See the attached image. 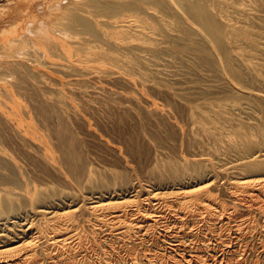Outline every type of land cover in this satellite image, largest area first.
Segmentation results:
<instances>
[{
    "label": "bare ground",
    "instance_id": "obj_1",
    "mask_svg": "<svg viewBox=\"0 0 264 264\" xmlns=\"http://www.w3.org/2000/svg\"><path fill=\"white\" fill-rule=\"evenodd\" d=\"M24 5L26 22L0 33V264H264L261 231L232 224L227 213L257 201L264 223V0ZM170 54L181 55L173 56L179 68L193 55L191 64L215 72L219 89L210 78L216 91L210 95L204 80L199 95L195 79L200 102L195 89L176 85L180 73L171 78L175 89L158 62ZM154 78L175 89L167 99L185 100V123L165 106L171 101L148 94ZM199 132L215 149L227 137L239 177L171 144L163 158L145 149V136L156 144L186 136L191 144ZM148 150L157 155L154 167L145 164L162 189L156 193L133 180L125 156ZM170 185L177 188L165 190Z\"/></svg>",
    "mask_w": 264,
    "mask_h": 264
},
{
    "label": "rangeland",
    "instance_id": "obj_2",
    "mask_svg": "<svg viewBox=\"0 0 264 264\" xmlns=\"http://www.w3.org/2000/svg\"><path fill=\"white\" fill-rule=\"evenodd\" d=\"M6 1L7 0H0V5L1 4H4V6H2L1 8H0V29H1V31H0V33L1 32H5V31H12V29L14 28V26H15V28L14 29H20V27L26 22V15L31 11V9H26V5H24V4H31V5H35V7L38 9V5H40L42 2H43V0H12L9 4H6ZM38 4V5H37ZM24 5V6H23ZM21 6V7H20ZM25 8V9H24ZM20 9H23V10H20ZM32 9H34V13H36V15L38 14L39 16H40V14H42L41 12H40V10H37V9H35V8H32ZM20 10V11H19ZM27 10V11H26ZM30 10V11H29ZM17 11H18V13H17ZM21 11H23V12H21ZM29 11V12H28ZM40 13H39V12ZM19 12H21L20 14H19ZM27 12V14H25ZM21 14H22V16H21ZM25 15V16H24ZM37 15V16H38ZM8 16H10V20L12 21H10V20H8V19H6V17H8ZM24 16V17H23ZM42 16V15H41ZM40 16V17H41ZM22 17V18H21ZM4 18V19H3ZM23 20V22H22V20ZM4 20V21H3ZM5 20H7V21H9V22H7V21H5ZM5 22V23H4ZM5 25H4V24ZM8 23H10V24H8ZM11 23H12V27L13 28H11ZM16 23V24H15ZM3 24V25H2ZM20 24H21V26H20ZM6 25H8L9 27H3V26H6ZM2 26V27H1ZM17 27V28H16ZM5 28V29H4ZM10 28V29H9ZM13 29V30H14ZM171 55V54H170ZM170 55H166L167 57H165V55L164 56H162L163 57V59L162 60H164V61H162L161 59L158 61L159 63H162V64H165V66L167 65V67H166V74L165 75H168V77L170 78L169 79V82H171V80L173 79L174 81H176V79L177 80H179V76H178V74L182 77V78H184L183 79V81H182V79L178 82V81H176L177 83H176V85H178V86H180V84H181V86H183L182 85V83L184 84V87H182V88H189L190 86H191V90L190 89H187L186 88V90H188L189 92H191L193 89H195L194 87H195V85L197 86V83L199 84L198 85V87L200 86V87H203V88H198L199 89V92H198V90H194V91H192V93L194 92L195 93V96L197 97V92H198V94L200 95V91H204L205 90V87L209 90V92H210V95H212V94H214L213 92H215L216 90H218L219 89V86L221 85V81H220V79L219 78H217L218 76H214L215 74V72H212L213 70L211 69V68H209V67H202V65H201V68H204V70L203 69H201L200 67L198 68L197 66H196V64H195V62L197 61V60H193L194 61V63H192L191 64V61H192V59H196L193 55L192 56H190L189 55V57H191L192 59H188L189 57L188 56H185L188 60H187V63H186V60H184V59H186V58H184V57H182V59L184 60V61H182L181 59H180V61H182V62H184V63H186V64H184V66H183V64H182V62H180L181 63V70H180V68L178 67V66H175L173 63H174V61H179V60H176L173 56H177V55H175V54H173V56L171 55V57L174 59H171V57L170 58H168ZM181 55H179V57H180ZM178 57V56H177ZM179 57H178V59H179ZM165 58H168L169 60L171 59V61H169L168 63H165V60H167L168 61V59H165ZM181 58V57H180ZM189 60H190V63H188L189 62ZM162 61V62H161ZM166 61V62H167ZM173 61V62H172ZM172 62V63H171ZM173 64V66H170V65H172ZM176 64V63H175ZM177 64L179 65V63L177 62ZM191 66V65H195V66H193V67H195V68H193L192 66V68L190 69V67L188 66ZM171 67V69L173 68V69H177V68H179L178 70H175V71H177L176 72V74H173L172 72H174L173 71V69L172 70H169L170 68H169V66ZM174 66H175V68H174ZM185 67V68H184ZM169 68V69H168ZM182 68H184L185 69V75L187 76L188 74H192L193 73V75H194V77H193V75H191L190 74V76H192L191 78L193 79H191L190 78V76L188 75V79L190 78V80H192V81H190V80H188L187 79V77L183 74L184 72H182V70L184 71V69H182ZM189 68V69H188ZM196 68H197V70H196ZM205 68H207V69H209L208 70V73H206L205 71L207 70V69H205ZM199 69H200V71H199ZM195 70V71H194ZM180 71V72H179ZM188 71V72H187ZM197 71V73L195 74L194 72H196ZM202 71H204L205 72V74L202 72ZM170 74H172V75H174L175 77V79L173 78V76L170 74H168V73ZM198 72H200V73H198ZM212 72V73H211ZM175 73V72H174ZM186 73H188V74H186ZM201 74H202V77H201ZM208 74V75H207ZM209 74H211V75H209ZM199 75H200V77H199ZM217 75V74H216ZM170 76H172V77H170ZM178 76V77H177ZM184 76V77H183ZM198 76V77H197ZM209 76H213V77H209ZM136 77L138 78V75H136ZM148 77H149V75H148ZM147 77V78H148ZM163 77H164V75H163ZM167 77V76H166ZM186 77V78H185ZM150 79H151V77H149ZM172 78V79H171ZM199 78V79H198ZM202 78H206V79H202ZM210 78L212 79V82L215 80L216 82H217V87H216V85H214V82H213V84L210 82ZM217 78V79H216ZM139 79V78H138ZM153 79V78H152ZM157 79V78H156ZM156 79L154 78V81H152V83H150L151 81L149 80V85H147V87L149 88L148 90H150L153 86H151V84L152 85H154V87H155V84H156V88H153V90L155 91V90H158V91H156V93L152 90V92H151V90H150V92H148V90H147V92H148V94H150V96H153V98H155V96H154V94H156V98H157V100L159 99V101H160V99H163V98H165V100L163 99V103H168L169 101H171L170 103L171 104H168V105H165L167 108H168V106L170 105V108H171V111H175L176 113H178V111H179V113H178V118H179V121H181L182 122V120L184 121V119L182 118V114H183V111H184V109H185V106L187 105V103H185V100H184V102H183V99H182V101L180 100V97H173L172 99H174V100H169L170 98L169 97H172L170 94H168L167 93V95L168 96H166L165 97V93L166 92H168V90H171V89H173V90H175L176 88H177V86L175 85V82L172 80V82H174V85H172L173 83L171 82V85L172 86H174V88H171L172 86L169 84V86H171L170 88L167 86V85H165L164 83V81H163V79H161V78H159L158 80H159V82L161 83V82H163V83H161L162 84V88H163V91H161L162 90V88H161V90H159L158 89V87L160 88V83H158V80H157V82H156ZM168 79V78H167ZM195 79H196V82L197 83H194L195 82ZM198 79V80H197ZM160 80H162V81H160ZM187 80V82L189 81L191 84H185L186 82H184V81H186ZM205 80V84H206V81H208V84L205 86L204 85V83L202 84V82ZM147 82V81H146ZM209 82L211 83V85L212 86H215L217 89L216 90H214L215 89V87H212L210 84H209ZM103 84H105V82H102ZM119 83V82H118ZM117 83V87H121V88H119V90L121 91V90H123V89H125V91H122V92H124V93H127L128 91H130V90H128L129 88L126 86H123L122 85V83L121 84H118ZM155 83V84H154ZM200 83H201V85H200ZM218 83H220V84H218ZM158 84H160L159 86H158ZM106 85V84H105ZM119 85H121V86H119ZM185 85H187V86H185ZM190 85V86H189ZM194 85V87H192ZM205 87H204V86ZM210 85V87L213 89V90H210L211 88L210 87H208ZM123 86V87H122ZM168 88H166V87ZM128 88V89H127ZM164 88H166L167 90H165ZM178 88H181V87H178ZM178 88H177V90H178ZM202 89V90H201ZM206 89V90H207ZM128 90V91H127ZM166 91V92H165ZM179 91V90H178ZM181 91V90H180ZM196 91V92H195ZM132 92V91H131ZM131 92H128V93H131ZM133 92H134V94L135 93H138L139 91H137V90H133ZM162 92V93H161ZM153 93V94H152ZM157 93H160L162 96H160L159 94H158V96H157ZM194 93H193V96H194ZM152 94V95H151ZM137 96H139L138 94H136ZM198 95V97H199V100H200V102L202 101V100H205V97H203V99H201L200 97L202 96H199ZM209 94H207V95H205L206 96V99H208V98H210V97H212V96H210ZM160 96V97H159ZM164 96V97H163ZM207 96H209V97H207ZM162 97V98H161ZM195 97V98H196ZM197 97V98H198ZM156 98H155V100H156ZM167 98H169V99H167ZM177 98H179V99H177ZM21 99V98H20ZM177 99V100H176ZM167 100H169L168 102H167ZM175 100L176 101H178V102H176V104L175 105H172V104H174L175 103ZM198 100V101H199ZM158 101V102H159ZM160 101V102H161ZM165 101V102H164ZM174 101V102H173ZM20 102H23L22 100L20 101ZM161 102V104H163ZM173 102V103H172ZM179 102H180V104L181 105H179ZM178 103V104H177ZM164 105V104H163ZM179 105V106H178ZM182 105H184L183 107H182ZM174 106L177 108V106L180 108H182V110H179V108L178 109H172V107L174 108ZM180 111H181V113H180ZM174 112V114L176 115V113ZM172 114H173V112H172ZM181 118H182V120H181ZM180 122V123H181ZM183 123V122H182ZM184 123H185V121H184ZM184 125H186V124H184ZM199 134L200 135H198V137L196 138V139H198L199 140V142H197L196 140L194 141V143H191V144H188V139H186L187 137L185 136V137H183L185 140H186V142H185V140L183 139V138H181V136L180 135H177L181 140H183V142L182 141H180L179 140V138H177V136H176V138L175 137H173L172 139H170L169 141L170 142H168L167 144H165V143H163V144H160L158 141V143L159 144H156V140H154L153 138L152 139H150L151 137L149 136V138H147L146 136L144 137V142L146 143V141L147 142H149V143H144L145 145H148L149 144V146H147V148H145L146 150L147 149H149L148 147H150L151 149L153 148L154 150H152V152H153V154H154V152H156V154L158 153L159 155H160V157H164V156H167L166 154H169V151L167 152V150L169 149V150H171V147H170V144L173 146H175V147H177L178 149L177 150H179V151H181L182 152V154H181V152H178L177 151V155H183L184 154V156H186L187 158H189V159H194V156L192 155V154H197V156H195V158H198V159H200V158H202V159H208V161L211 163V164H213L215 167H217V169L218 170H220V171H222V170H225V171H228V179H231V178H237V177H239V169L237 168L238 166L236 165L237 164V162H235L234 160H232V159H230L229 157H228V153L227 152H225V149H226V146H227V137H224L223 138V143H221V144H219L218 146H217V148L215 149V145H214V143H213V141H212V139H209L207 136H205L203 133V135L199 132ZM147 138V139H146ZM143 139V138H142ZM171 140H172V142H171ZM150 142H153V143H150ZM181 142H182V144H181ZM226 143V144H225ZM150 144L152 145V146H150ZM154 144V145H153ZM144 145V146H145ZM158 146V148H157V146ZM166 145H167V147H166ZM154 146V147H153ZM155 146H156V148H155ZM160 146V147H159ZM166 147L165 148V151L167 152V153H164L165 151L163 150L164 149V147ZM146 147V146H145ZM163 148V149H162ZM150 149V150H151ZM156 149H157V151H156ZM159 149V150H158ZM161 149V150H160ZM167 149V150H166ZM164 152H163V151ZM161 151L163 152L162 153V156H161ZM146 152H147V154H152V152L151 151H145L144 153L146 154ZM149 152V153H148ZM144 153H142L141 154V159L139 158V157H135V158H132L131 159V157H128L129 155H125V156H127V158L130 160V163L132 164V163H134V164H132V169H133V176H132V178H133V180H135V181H138L139 183H140V185L143 187V189H144V191H146V193H149V192H153V193H156V192H158V191H162V189H159V190H157L158 188H156V187H158V186H156V181L154 180V179H152L151 177H150V175H148V173H149V171L150 170H148V169H151L152 167H154V160H152V159H154L155 158V155L153 156V154L151 155L152 157H151V160H150V155L149 156H147V155H145ZM170 153H172L171 151H170ZM165 154V155H164ZM144 155H145V158H144ZM170 155V154H169ZM157 156V155H156ZM147 157H148V160H147ZM154 157V158H153ZM144 158V160H146V162L145 161H143L142 159ZM135 159L136 160H139V161H141L140 163L142 164L141 165V167H140V163H136L135 162ZM151 162H150V161ZM139 161H137V162H139ZM148 161H149V163H150V165L148 164ZM145 162V163H144ZM153 163V164H152ZM131 164H130V166H131ZM145 164H147L148 165V169H146L147 170V172L145 171ZM139 166V167H137V166ZM153 165V166H152ZM152 166V167H151ZM121 169V168H120ZM148 176H149V178H151V180L148 178ZM222 177V176H221ZM50 180V179H49ZM226 180V178H224V177H222V179L220 180L221 182H223V181H225ZM155 181V182H154ZM60 184V186L62 185L63 186V184H61V183H59ZM58 185V184H57ZM169 187V188H168ZM167 188H165V190H168V191H170V190H172V188H173V190H175L176 188H177V186H174V187H171V185L170 186H168ZM235 189V191H236V193L237 194H242L243 193V191H242V189H238L237 190V188H234ZM233 189V190H234ZM214 192H216V191H214ZM241 192V193H240ZM144 196H146V194L144 195ZM219 198H221V200H223V202L226 204V206L227 207H229L230 206V204H232L231 202L229 203V201H228V199L224 196H222V195H220V197ZM218 198V199H219ZM246 204V203H245ZM243 205V204H237L236 205V207L232 204L229 208H228V211H227V213H230L232 210V212L230 213V214H232L231 216V218H232V224H234V225H236L237 223H242V226L244 227H247L248 225H249V229H250V227L252 228V227H254V228H256V231H261L260 233H262L261 234V236H262V238L260 239L261 241H264V240H262V239H264V223H263V215L261 214L262 212H259V211H257L258 210V206L260 205V204H258V202L257 201H254V203L252 202V203H249V204H251V209L249 210V208H247L246 207V205H248V204H246V205ZM258 204V205H257ZM234 206V207H233ZM254 206V207H253ZM257 206V207H256ZM233 207V208H232ZM257 208V210H256V208ZM237 208V209H236ZM255 210V211H254ZM253 221H255L254 223H252ZM257 221V222H256ZM246 224V225H245ZM248 224V225H247ZM254 225V226H251V225ZM257 225V226H256ZM244 227V228H245ZM258 227V228H257ZM260 229V230H259ZM255 232V231H254ZM259 240V241H260ZM12 244H15V242L14 243H12ZM262 259V258H261Z\"/></svg>",
    "mask_w": 264,
    "mask_h": 264
}]
</instances>
